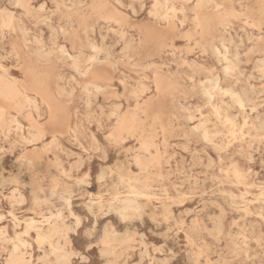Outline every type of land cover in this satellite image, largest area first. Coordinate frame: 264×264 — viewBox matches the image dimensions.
<instances>
[{
  "label": "rangeland",
  "instance_id": "374dc122",
  "mask_svg": "<svg viewBox=\"0 0 264 264\" xmlns=\"http://www.w3.org/2000/svg\"><path fill=\"white\" fill-rule=\"evenodd\" d=\"M217 1L195 18L155 0H0V61L38 105L0 129V264L18 236L29 264H55L40 259L55 241L71 252L62 264H264V0ZM60 46L83 71L109 53L115 66L81 74ZM36 186L64 223L38 238L23 232L40 219ZM126 196L140 208L124 216L112 206Z\"/></svg>",
  "mask_w": 264,
  "mask_h": 264
},
{
  "label": "bare ground",
  "instance_id": "6f19581e",
  "mask_svg": "<svg viewBox=\"0 0 264 264\" xmlns=\"http://www.w3.org/2000/svg\"><path fill=\"white\" fill-rule=\"evenodd\" d=\"M21 3H25V0H20ZM122 3V2H121ZM120 3V4H121ZM162 3L163 7L166 9H181V10H185L188 7H191V9L193 11L196 12V16L195 18H197L201 13H204L206 16L211 17L214 14L211 13L209 11L210 8H219L220 7V3L217 0H155V5ZM17 4V3H16ZM28 6V5H27ZM72 7V6H71ZM70 10V9H69ZM114 11V10H113ZM116 12V11H114ZM236 12V11H235ZM264 12V11H263ZM262 13V12H261ZM175 14V13H174ZM116 15V14H115ZM163 18L167 17V14H164L162 16ZM13 19L14 16L12 14L9 13H5L3 14V18H2V22L5 25H12L13 24ZM207 21V20H206ZM24 22V21H23ZM45 22V21H44ZM258 23V22H257ZM263 24V23H262ZM153 25V24H151ZM51 26V25H50ZM189 28V27H188ZM114 29V28H113ZM147 29V28H146ZM57 31V30H56ZM189 31V30H188ZM243 31V30H242ZM58 33V32H57ZM203 33V32H202ZM191 34V33H190ZM50 35V33H49ZM149 35V34H148ZM186 35V34H185ZM189 35V33H188ZM101 36V35H100ZM184 36V35H183ZM160 37V36H159ZM186 37V36H185ZM188 37V36H187ZM193 37V36H192ZM2 38V37H1ZM202 38V37H201ZM217 38V37H216ZM171 39V38H170ZM116 40V39H115ZM217 40V39H216ZM199 42V41H198ZM160 43V42H159ZM220 43L221 46L223 48V50H219L218 47H216L215 45H213V50L215 51L216 55H217V59L218 61H221V58L227 60L226 65H224V71L227 73L229 71V69L232 68V63L229 60L228 57V52H229V46L225 43L224 38L221 37L220 38ZM131 44H132V40H126L125 41V45H123L124 47L122 48V51L125 52L129 49H131ZM211 44V43H210ZM87 45L88 47H90L92 50L94 51H98V47L97 45L91 41L90 39H88L87 41ZM106 45V44H105ZM212 45V44H211ZM134 47V46H133ZM141 47V46H140ZM204 48V46H203ZM145 49V48H144ZM132 50V49H131ZM146 51V50H144ZM207 51V50H206ZM39 56L41 57H47L51 54V52H45L42 48H38L35 51ZM59 52L62 55L63 59H71V63L70 65L77 70L79 73L81 74H87L89 71L94 70L95 64H106L109 66H115V61L112 57V55L109 53L107 56H105L103 59L97 58L96 56L94 58H92L93 62L88 64V67H86V69L83 71L81 70V65H80V60L78 58V56H74L73 54H71L70 52H68L63 46L59 47ZM207 53V52H206ZM134 56V55H132ZM131 56V57H132ZM129 57V58H131ZM237 57V56H236ZM138 58V57H137ZM144 58V57H143ZM238 58V57H237ZM133 59V58H132ZM216 59V60H217ZM239 59V58H238ZM129 60V59H128ZM203 60V59H202ZM205 60V59H204ZM166 61V60H164ZM168 61V60H167ZM96 62V63H95ZM139 62V61H138ZM187 63V62H186ZM209 64V63H208ZM132 65V63H131ZM203 65V64H202ZM135 66V65H134ZM151 66V65H150ZM156 66V65H155ZM158 66V65H157ZM136 67V66H135ZM183 67V65H182ZM187 67V66H186ZM206 67V66H204ZM207 68V67H206ZM182 71V70H181ZM210 71V70H209ZM184 72V71H183ZM182 72V73H183ZM155 73V71H154ZM39 74V73H38ZM159 74V73H158ZM175 75V74H174ZM185 75V74H184ZM230 75V74H229ZM253 75V74H252ZM155 76V75H154ZM153 76V77H154ZM254 76V75H253ZM141 78V77H140ZM158 78V77H157ZM189 78V77H186ZM229 78V77H228ZM160 80V79H159ZM215 84L218 83V78L216 77L215 79ZM168 81V80H166ZM171 83V82H170ZM157 84V81H156ZM90 85V84H88ZM155 85V84H154ZM163 85V84H162ZM84 88V86H83ZM82 88V89H83ZM156 88V87H155ZM158 88V85H157ZM58 90L59 92H63V87L62 86H58ZM159 90V89H158ZM228 90V88H227ZM205 94L209 95V92L206 91ZM261 94V93H260ZM0 100L2 101H6L8 102L13 109L15 110V113H9L6 112L4 107L0 104V129L6 128L7 124H11L13 122L17 123L18 128H22L21 124H19V120L17 119V115L18 114H22L24 113L29 107L31 108H35L38 109V105L36 104L35 99H33L32 97H30L28 94H26V92H24L18 82L14 79H12L9 75V72L7 69H5L4 65L1 63L0 61ZM236 100V99H235ZM162 101V100H161ZM163 104V103H162ZM191 104V103H190ZM107 105V104H106ZM164 105V104H163ZM238 105V104H237ZM101 106V105H100ZM111 107V106H110ZM118 108V107H117ZM119 109V108H118ZM187 111V110H186ZM105 114V113H104ZM198 115V114H197ZM37 119V118H36ZM37 121V120H36ZM144 122V121H143ZM204 122V121H203ZM27 123V121H26ZM89 130V129H88ZM90 131V130H89ZM92 131V130H91ZM204 136H207V133L204 132ZM44 137V133L43 131L37 129V130H33L30 132V137H29V141L36 143L39 142L43 139ZM96 139V138H95ZM123 143V142H122ZM207 143V142H206ZM61 144V143H60ZM135 144V143H133ZM144 149L146 151H149L151 147L154 146L153 142H144L143 143ZM99 147V146H98ZM99 151V150H98ZM208 153V152H207ZM249 154V153H248ZM209 156V155H208ZM212 158V157H211ZM154 161H156L155 158H149L147 161L143 162V165H145V167H147L149 164L153 163ZM231 167V166H230ZM253 171V170H252ZM104 177V176H103ZM19 182V181H18ZM7 184V183H6ZM231 186V184H229ZM9 186V185H8ZM213 189V188H212ZM39 186H36L34 188H32V204L34 208L39 209L38 212L36 211V213L38 215H40V219H36L33 216H28L24 219L25 222V230L23 231L24 233L28 234L30 232V230H35L37 232V238L39 237V235L45 234V233H49L55 230H62V227L64 225L63 223V217H62V213L60 211L54 212V211H50V212H46L45 208L42 207V203L44 204V202L41 200V197L39 196ZM19 192V193H17ZM134 194H141L140 192H133ZM13 198L17 201H24L25 200V196L20 192V189L15 188L13 190ZM115 194V193H114ZM143 194V193H142ZM185 195V194H184ZM140 196V195H139ZM183 196V194H182ZM90 197V196H89ZM48 201V200H47ZM64 201V200H63ZM65 201L70 204V197H65ZM179 201V200H178ZM216 201V200H215ZM88 202V201H87ZM46 203V202H45ZM65 203V202H64ZM79 204V203H78ZM20 207V206H19ZM114 209L119 212L121 215H126V213L131 212V211H139L140 208V203L138 198H136V196L132 197V196H126L124 198H120L118 199V203L113 204ZM54 208V207H53ZM68 208V207H67ZM111 208V207H110ZM189 209V208H188ZM22 211V210H21ZM116 212V213H117ZM223 212V210H222ZM221 212V213H222ZM246 212V211H245ZM107 214V213H106ZM248 214V213H246ZM14 215V214H13ZM5 217V216H4ZM258 217V216H257ZM18 219V218H17ZM54 220V222H53ZM15 221V220H14ZM77 221L79 223L80 219L77 217ZM76 221V223H77ZM48 223V228L44 229V223ZM77 223V224H78ZM111 225V224H110ZM113 225V223H112ZM3 226V225H2ZM114 226V225H113ZM20 227V226H19ZM118 227V225H117ZM61 228V229H59ZM66 230H68L66 228ZM76 234V233H75ZM0 237L1 238H6V233H5V229H2L0 231ZM68 243V242H67ZM29 244L27 242V240L21 239L19 236L17 237V241L13 243V247L10 249V251L8 252V255L6 257L5 263L6 264H29L31 263V257H27L26 253L27 251H25L24 249H20V246L22 247H27ZM144 247V246H143ZM103 252H110L113 253V249L112 248H104ZM148 252V250H147ZM71 254V252L69 251H65L63 249V247L60 245V243L58 241L53 242L52 244H50V247L48 249H45L43 251V253L40 256V259L43 261V263H48L47 259L50 256H54L55 259L52 263L55 264H62V263H66V261L69 258V255ZM127 264V263H126Z\"/></svg>",
  "mask_w": 264,
  "mask_h": 264
}]
</instances>
